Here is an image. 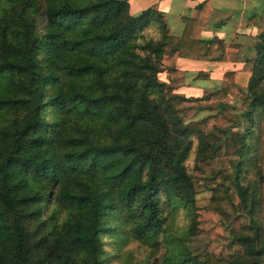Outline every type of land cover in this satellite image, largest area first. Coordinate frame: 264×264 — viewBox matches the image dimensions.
<instances>
[{"label": "trees", "instance_id": "1", "mask_svg": "<svg viewBox=\"0 0 264 264\" xmlns=\"http://www.w3.org/2000/svg\"><path fill=\"white\" fill-rule=\"evenodd\" d=\"M181 21L175 36L154 8L128 14V0H0V264H102L108 221L142 245L175 242L158 264H264V31L244 89L192 97L160 80L163 56H225ZM234 92L240 111L222 114ZM189 112L207 116L183 123ZM190 160L219 180L207 208L246 220L232 254L184 246L197 226ZM179 211L185 235L166 236Z\"/></svg>", "mask_w": 264, "mask_h": 264}, {"label": "rangeland", "instance_id": "2", "mask_svg": "<svg viewBox=\"0 0 264 264\" xmlns=\"http://www.w3.org/2000/svg\"><path fill=\"white\" fill-rule=\"evenodd\" d=\"M153 0H134L128 5V14L136 15L141 10L148 8ZM166 23L169 24V18L166 16ZM147 36H156L157 31L154 28L146 30ZM184 66H181V69ZM210 68V66H209ZM204 68H201L203 70ZM205 71V70H204ZM165 76L170 80V84L173 86L177 93L183 95H200L205 94V90L201 87L208 82L202 78L197 79V85L190 83V75L183 70H178L175 73H166ZM199 77V76H198ZM233 80V74L231 72H225L222 74V81L220 85H227ZM212 81H215L214 79ZM209 86V85H208ZM213 87H211L212 89ZM226 107L233 106V110L225 111L222 114H228L229 116H236L241 109L240 99L238 93L234 92L226 96L223 100ZM206 113L189 112L182 118V122L186 123L190 120L196 121L206 117ZM217 124H223V121L219 118L215 121ZM245 128V123L239 120L237 125L233 128L234 132H242ZM192 158V157H191ZM223 160L231 159L229 151H225L222 154ZM187 169L190 173L194 190H195V207H196V232L184 242L186 249L192 254L209 253L213 255L227 256L238 251V248L233 244L232 238L236 233L244 232L246 228V220L243 217H235L230 223H224L216 214L211 212L208 208V200L210 197V189L219 183L218 179L209 176L205 167L196 171L193 169L192 161L187 162ZM233 197H236L233 190H229ZM63 215H60L62 219ZM187 219L183 211H179L174 218V221L167 226L166 236L181 238L185 235V229L187 227ZM105 232L101 234L100 240L102 245V264H158L166 251L176 250L175 242L172 246H167L168 238L159 237V245L156 247H150L133 242L131 239L125 237L122 233L119 224L115 221L106 222Z\"/></svg>", "mask_w": 264, "mask_h": 264}, {"label": "crops", "instance_id": "3", "mask_svg": "<svg viewBox=\"0 0 264 264\" xmlns=\"http://www.w3.org/2000/svg\"><path fill=\"white\" fill-rule=\"evenodd\" d=\"M132 1L128 0L129 6ZM149 7L160 11L164 19L165 15L168 16L169 33L175 36H179L183 29L181 18L191 19L190 39L220 43L225 56L221 61H208L164 55L160 80L170 84L165 74L180 69L190 75L191 84L197 85L199 78L207 81L203 87L197 86L210 91L221 86L223 73L231 72L233 80L230 82L240 89L245 88L255 42L258 34L264 31V0H153ZM200 50H203L202 46ZM182 65L184 68L181 69ZM226 110H233V106L226 107Z\"/></svg>", "mask_w": 264, "mask_h": 264}]
</instances>
